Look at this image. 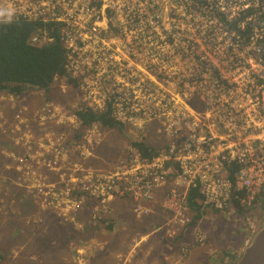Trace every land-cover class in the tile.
Wrapping results in <instances>:
<instances>
[{
  "label": "rangeland",
  "instance_id": "obj_1",
  "mask_svg": "<svg viewBox=\"0 0 264 264\" xmlns=\"http://www.w3.org/2000/svg\"><path fill=\"white\" fill-rule=\"evenodd\" d=\"M39 1L41 0H0V20H7L2 15L5 12L12 13L11 19L25 11L31 12V9L28 11L25 9V4L34 5ZM137 2L138 18H129L127 14L113 13L110 10L104 12V18L109 23L102 19V13L99 11L96 12L98 17L96 21H94L95 16L86 17L84 25H90L93 22L90 25L92 29L95 22H103L105 28L99 31L96 36L90 35L95 43L84 47L79 46L75 41L77 19H71V13L63 10L65 15H62V19L67 23L69 31L74 33V40L66 39L70 49L69 70L71 77L57 78L52 85V93L48 95L44 90L36 89L28 90L19 97L13 95L11 97L9 93L0 91L1 264H38L34 255L27 254L28 251L40 250L41 247L35 240L36 236L32 230L35 229L41 212L45 208L51 207L44 206V197L40 196L35 188L27 183L28 177L31 178L29 174L32 172L24 173L22 168H17L19 166L18 158L21 156L16 155L15 152L21 150L24 155H31V151L37 148L36 146L26 147L19 140L23 135L26 134L36 140L45 138V136L51 137L57 142L63 139L68 145L66 147L71 151L70 162L82 158V155L76 151L77 145L92 147L94 158L87 164L103 170L124 166L126 162L138 158L137 154L131 150L130 144L133 141L144 140L148 145L160 149L163 156L170 157L172 151H178L185 146L190 145L195 149L193 146L195 143L197 147H200L196 140L199 136H203L207 129L201 127L198 120L205 113L211 114L209 110L214 109L217 114L219 113L218 120L220 117V119L228 121L226 114H230L231 109L227 107L226 103L237 100L232 96V92L244 88L236 85L232 90L229 80L233 78V75H237L239 70L249 68L246 59L253 58L259 63L262 58L264 61V52L261 57L258 53L247 52L245 46H237L230 38L218 32L210 31L205 34V37L199 33H190L188 29L191 26L196 27L198 0H189L186 16L179 15L178 11L173 10L170 5H161L156 9L151 8L158 3L164 4V0H137ZM47 13H50L48 18L55 16L53 8H50ZM173 19L176 20L173 29L177 36V42L166 45L160 39L166 40L167 36L159 27L162 24L173 23ZM156 29L161 33L160 39L156 38L158 35ZM64 33L69 36L65 28ZM36 36L38 45L44 44L42 35L37 34ZM100 40L104 41L103 47L107 51L119 52L124 59L122 64L112 67L110 61L104 60L105 64L98 68V63L92 62L91 59L88 60ZM127 51L130 53L128 54ZM104 65L106 70H101ZM139 71H143L146 75L136 76L135 74ZM101 76L110 77L111 80L103 85V88L98 89L99 94L95 96L88 85H92ZM114 78H119L123 82L121 86L117 87L121 92L116 108L120 105L125 107L129 105V108L134 107L136 111V114L132 116V122L125 125L124 135L99 126H97L98 128L96 126L91 128L81 126L75 118L74 111L81 106H90L94 100L101 97H106L109 100L108 91L116 89L117 82ZM150 79L154 82H151ZM262 84L256 80L254 86ZM153 88L165 90V93L170 92L172 103L157 109V111L150 106L152 111L144 112L138 97L143 93H150ZM230 91L232 92L230 93ZM9 102H11V106ZM205 106H209V109H205ZM49 107L55 109L53 116L46 115ZM42 118H45V122L41 120ZM221 127V123H218L216 128L219 131ZM42 128L45 130L40 132ZM233 128L240 131V138L242 125L237 123L232 126ZM205 154L207 159L211 161L215 159L211 153L208 154L205 151ZM108 155L114 157L107 159ZM167 163L170 164L167 167L171 169L170 175H175L167 179V186L170 191L176 193L185 207L182 209L171 208L167 201L171 195L168 192H163L162 195L155 196L153 203H149L150 211L142 214L149 216L142 220L135 219V221L143 222L146 219H150L152 223L155 221L157 231L158 228L167 225L164 223L166 218V222H169L171 218L178 217V215L185 216L188 221L184 226H180L182 223L179 218L175 220L176 224L173 228H177V234L173 236L172 242L164 234L157 233L153 242L145 241V245L143 242L144 246H139L136 249L132 238L139 233H129L130 229L126 224L124 226L127 230L124 227L119 230L118 225L115 227V233L119 235L120 240L115 242L111 238V232L105 228L106 225L99 223L98 219L100 218L92 220L94 209L91 208L89 199H86L82 209L77 210L73 215L62 212L57 207L52 208L55 212L62 214L61 222L65 224L66 230L69 227L67 220H70L75 224L74 230L84 231L89 226L97 225L101 228L102 233L91 239L78 238L74 240L72 238L73 240L70 241L66 249L61 251L62 254H59V260L52 261L49 256L45 257L41 251L42 259H47L53 264H89L90 255L95 253L93 248L95 250L100 247L106 249L108 244H114L116 255L121 252L127 254L130 251L128 257H131L135 254L132 252L138 250L131 258L132 263L130 264H163L165 249L169 251L168 255L171 251L176 255L169 257L170 259L165 258L171 264H186V261H189L188 264H231L264 218V185L260 188H244L247 190V196L241 199L237 193L238 189L243 188L233 187L230 183V168L217 173L216 164L211 162V168L206 171V181L207 185L211 186H213V182L216 183L215 192H211L207 196V202H202L203 218L197 220L196 224H192L197 213L186 207V198L183 197L186 189L188 191L192 178L184 174L183 171H179L173 162H166V166ZM31 166L36 167L35 165ZM36 172L48 180V183L58 181L47 171L36 170ZM14 188L22 189L23 194L20 195ZM28 199L32 201L35 209L34 207L29 209L26 204ZM154 204H159L161 208L154 207ZM135 209L134 204L131 205L133 212ZM84 210H88L87 215L84 214ZM141 225L144 226L143 224L138 226ZM190 226L196 229L193 235L194 239L184 241L183 234L185 235ZM21 230L23 233L18 236L17 232ZM44 235L47 234L44 233ZM176 240L178 241L176 242ZM181 241L185 243L181 244ZM84 243L87 244L88 249H78ZM196 247L198 249L194 251ZM191 251V255L199 251L197 259L194 256L190 257L191 260L188 259ZM74 252L78 255L77 257L73 255ZM84 257H87L88 262ZM136 257L138 258L136 259ZM116 262L119 263V259L112 257L111 263L115 264ZM92 264H96V262L92 261Z\"/></svg>",
  "mask_w": 264,
  "mask_h": 264
},
{
  "label": "built area",
  "instance_id": "obj_2",
  "mask_svg": "<svg viewBox=\"0 0 264 264\" xmlns=\"http://www.w3.org/2000/svg\"><path fill=\"white\" fill-rule=\"evenodd\" d=\"M136 2L137 0H41L34 5L25 4V9L27 11L31 9V12L27 13L25 11L15 18L24 16L31 20L42 19L61 23L63 41L68 50L66 69L71 74L69 70L70 49L66 39L72 40L74 33L69 31V27L66 26L67 23L62 19V15H65L63 10L71 13V19H77V37L74 38L79 46L84 47L93 45L95 40L91 36H96L99 31L105 28L103 22H95L92 29L90 25L93 22L90 25H84L86 17L95 16L94 21H96L98 19L96 12L99 11L102 13V19L109 23L104 18V12L110 10L113 13L127 14L129 18H138L139 11ZM188 2L189 0H164V4L158 3L151 8L156 9L161 7V5H170L173 10L178 11L179 15L186 16L188 13ZM50 8H53L55 13L52 18H48L50 13L47 12ZM191 18L190 16V20ZM172 21L173 23L162 24L159 27L166 34V40L160 39L161 33L156 29V32H158L156 38L166 45L177 42V36L174 34L173 29V24L176 23V20L173 19ZM195 21L196 27L191 26L188 29L190 33H199L202 37H205L206 33L215 31L230 38L237 46H245L247 52L258 53L260 57L264 52V0H198V12ZM150 22L153 23V21ZM235 23H237V29L234 25ZM185 27L187 28L186 25ZM64 28L68 31L69 36L67 33L65 35ZM38 34L42 35L44 44L38 45V37L36 35L31 39L32 44L43 46L51 41L46 32H39ZM103 42L100 40L96 50L88 60L91 59L92 62L98 63V68L105 64L104 60L110 61L112 67L122 64L124 59L119 52L107 51L103 47ZM200 42L202 43V41ZM127 52L128 54L130 53V51ZM246 64L249 67L247 70H239L237 75H233V78L229 80L232 90L235 89L234 86L236 85L244 88L234 92L230 91L237 100L233 102L227 101L226 103L228 104L227 107L231 109L230 114H226L228 121L220 119V117L218 120L219 113L217 114L214 109L209 110L211 114L205 113L199 118L200 126L207 129L204 135L199 136L198 140H196L200 147H197L194 143L195 149L188 145L178 151H172L170 157L167 155L163 156L162 151L159 149L161 155L150 163L142 160L135 149H131L137 154L138 158L126 162L124 166L103 170L87 164L89 160L94 158V149L92 147L77 145L76 151L82 155V158L78 161L70 162L71 151L66 147L68 145L65 144L63 139L57 142L53 138L45 136V138L36 140L25 134L19 140L28 148L37 147L31 151V155H28V158L34 164L22 166V161L18 160L19 166L17 168H22L25 171L24 173L32 172L29 174L31 178L28 177L27 183L35 188L40 196L44 197V206L57 207L62 212L73 214L77 210H81L86 203L84 201L89 199L90 204H93L92 219L94 220L104 217L110 211L112 201L118 199V197L124 198L128 196V198L132 199L136 207L137 218H141L144 216L142 214L148 213L150 211L148 204L154 200L155 196L158 194L162 195L163 192H168L171 195V198L167 200L171 208H184L185 206L181 199L174 191H170L169 186H167V179L175 175H170L171 169L167 168L170 164L167 163L166 166V162H173L179 171H183L184 174L192 178L188 191L186 189V193L183 196L186 198L187 208H189L187 206V194L192 188L200 186V192L205 197L204 201H206L207 196L211 192H215L216 183L213 182V186H211L207 185L206 181V171L211 168V162L216 164L217 173L230 168V183L233 187L243 188L238 189V193L247 191L244 188H260L264 185V61L261 58L258 63L253 58H248L246 59ZM101 70H106V66L104 65ZM135 75L146 74L143 71H139ZM114 79L117 82L115 85L116 89L108 91L109 100L106 97H101L94 100L90 106H81L79 109L88 107L94 111H105L111 104L116 119L122 122L123 125H127L132 122V116L136 114V111L134 107L129 108V105L126 107L120 105L116 108L121 92L117 87L121 86L123 82L119 78ZM110 80V77L101 76L92 85H88L89 89L96 96L99 94L98 89L103 88V85H106ZM256 80L263 84L255 87L254 83ZM143 81L145 82V80ZM150 81L154 82L152 79ZM146 90L148 92V89ZM165 92V90L153 88L150 93L141 94L138 97L141 101V109L144 112H150L152 111L150 106H152L153 110L157 111V109L171 104V93ZM174 107L176 108V106ZM205 107V109H209V106ZM54 112L55 109L49 107L46 115L53 116ZM75 118L78 120L76 116ZM41 120L45 122V118ZM78 122L81 124L79 120ZM218 123H221L222 126L219 131L216 128ZM237 123L242 125L240 138V131L235 128L232 129V126ZM93 126L102 128L101 125ZM232 142L234 143L232 144ZM205 151L215 156V159L212 161L207 159ZM31 165L36 167L33 168ZM236 167L237 172L233 181L231 174ZM38 168L45 169L55 176L58 181H50L48 183V180L36 172V170H39ZM77 193L83 194L77 196L75 195ZM95 201H98L96 206H94ZM175 218L176 220L177 218L180 219L182 226L188 221L183 215H178Z\"/></svg>",
  "mask_w": 264,
  "mask_h": 264
},
{
  "label": "trees",
  "instance_id": "obj_3",
  "mask_svg": "<svg viewBox=\"0 0 264 264\" xmlns=\"http://www.w3.org/2000/svg\"><path fill=\"white\" fill-rule=\"evenodd\" d=\"M234 25L236 27L237 23ZM61 30V23L49 22L42 19L31 20L24 16L14 18L11 21L0 20L1 92H7L15 97H19L28 90L34 88L37 90H44L46 95H48L52 93V85L54 84L56 78L71 77L66 69L68 50L64 44ZM39 32H46L51 41L43 46H36L32 44L31 39ZM70 81L72 82L71 79ZM74 115L78 118L83 127L101 125L102 128L109 129L111 131L117 132L118 134L124 135L126 127L114 116V110L111 108V104H109L107 110L105 111H94L92 108L82 107L81 109L76 110ZM44 130L45 129L42 128L40 132H43ZM130 146L131 149H135L137 151L139 157L142 160L149 163L161 155L159 149L149 146L144 140L133 141L131 142ZM15 153L16 155L21 156L18 159L22 161V166L25 164H34V162L28 158V155H24L21 150H17ZM112 157L114 156L108 155L107 159H112ZM38 169L46 171L45 169ZM236 172L237 167L231 174L233 181ZM14 189L15 191H18L20 195L23 194L22 189ZM82 194L83 193H77L75 195L80 196ZM238 195L241 199H244L247 196V193L246 191H242L238 193ZM127 198L128 196L124 198L118 197V199ZM118 199H116V201ZM204 199V195L200 192V186L192 188L188 193L187 206L197 213L195 216V221H193L192 224H196L197 220L203 218L204 213L202 212L203 207L200 203V200L202 201ZM116 201L112 203L114 209ZM26 204H28L29 209H32L33 207L35 209V206L30 199L27 200ZM97 204L98 201H95L94 206ZM92 205L93 204H90L91 208ZM112 206L110 205L111 211L113 209ZM87 209L89 208L87 207ZM114 209L113 212H115ZM122 213L123 214H117L121 216L119 221H117L116 217L113 219H99V223L106 225L105 228L111 232V238L115 242L120 241L119 235L115 233V227H117V225L121 226L120 224H126L130 229L128 232L134 234H145L148 233L149 226L153 229L156 227L154 224L156 222L154 221L152 223L150 219H146L143 222L135 221V219H137V214L131 210V206L128 209H124ZM84 214L87 215L88 210H84ZM61 216L62 214L58 213L57 211L55 212L52 207H47L41 212V215L38 219L39 221L35 224V229L32 230V233H34L36 236L35 240L40 244L41 247L40 250H32V252L30 250L27 254L32 256L34 255L38 261V264H53L47 259H42L43 255H40L41 251H43L45 257L49 256L52 261L59 260V254H62L61 251L66 249L71 240H76L78 238L91 239L92 237L98 236L100 233H102L101 228L97 225H93L91 227L89 226L84 231L74 230L73 227H75V224L70 220H67L69 227L66 230L65 224L61 222V219L63 220V217ZM139 224H143L144 226H138ZM22 233L23 230L17 232L18 236ZM44 233L47 235H44ZM14 238H17V236H14ZM178 240H176V242ZM79 248L85 250L88 249L86 243H84L83 246H79L78 249ZM109 249L112 251L108 253ZM115 249L116 247L114 244H110L106 249L103 248L104 253H99L97 252V249H94L95 253L90 255L91 259L89 258V264L90 261H95L100 258L108 257L109 259V255L111 253L113 254ZM73 255L76 257L78 256L76 252H74ZM84 258H86L85 261L88 262L87 257ZM123 258L121 264H126ZM109 264L112 263L110 262Z\"/></svg>",
  "mask_w": 264,
  "mask_h": 264
},
{
  "label": "crops",
  "instance_id": "obj_4",
  "mask_svg": "<svg viewBox=\"0 0 264 264\" xmlns=\"http://www.w3.org/2000/svg\"><path fill=\"white\" fill-rule=\"evenodd\" d=\"M59 78V77H58ZM57 79V78H56ZM31 90H36V89H31ZM10 96H11V94H10ZM12 97V96H11ZM9 104H10V106H11V102H9ZM40 120V119H39ZM15 123H16V120L14 121ZM41 124H43V123H41ZM116 200V199H115ZM114 200V201H115ZM114 201H112V203L114 202ZM132 205V202L130 201V200H128V199H118L117 201H116V203H115V214H114V212H113V209H114V207H113V209H112V211L110 210L108 213H106L105 215H104V218L105 219H113L114 217H116V219H117V221H119V218L121 217L120 215H117V214H123L122 213V211H123V209H128L130 206ZM156 206H158V204H154V207H156ZM110 213H111V215H110ZM176 218L175 217H173V218H171V220L169 221V222H166L167 221V218H166V221L164 220V223L165 224H167L166 225V228L164 229V235L169 239V241L170 242H172L173 241V239H174V237L173 236H175V234H177V228H173V226L176 224ZM121 226H119V230H121V228L122 227H124V228H126L123 224H120ZM170 225V226H169ZM169 227V228H168ZM126 230H127V228H126ZM194 231L196 232V229L195 228H187V230H186V233H185V235L183 234V239H184V241H186V239H194V237H193V235H194ZM157 232H162V231H156L155 230V228L153 229L152 227H150L149 226V230H148V233H145V234H143L142 235V233H139V234H141L140 236H139V238H137L136 240H135V242H134V244L136 245L135 246V248L136 249H138V247L139 246H143V242H145V241H148V240H151V242H153L154 241V239H155V236H156V234H157ZM144 237V238H143ZM185 242H183V241H181V244H184ZM196 243V242H195ZM195 243H193V244H195ZM145 244V243H144ZM110 244H108V246H109ZM108 248V247H107ZM154 249V248H153ZM198 249V247H196V248H194V251L195 250H197ZM94 250V249H93ZM140 250V249H139ZM95 251V250H94ZM110 251H112L111 249H109L108 250V253L110 252ZM137 251L138 250H136L135 252L133 251L132 252V254L133 253H137ZM165 251V258H169V257H173L174 255H175V253L174 252H170L169 253V255H168V250L167 249H165L164 250ZM193 251V250H192ZM192 251L190 252V255L188 256L189 258L188 259H190V257L191 256H194L195 257V259H197L198 258V254H199V251H197V252H195V253H193V255H191V253H192ZM97 252H99V253H104L103 252V248L102 247H100L99 249H97ZM114 252V251H113ZM118 252V251H117ZM120 253V252H119ZM129 254H130V251L127 253V254H117L116 255V252H114L113 254L111 253L110 255H109V259H108V257L107 258H100V259H97V260H95V262H96V264H109L111 261H112V257H115V258H118L119 259V263L118 262H116L115 264H121V261H122V258L123 257H125V258H123L124 259V261H125V263L126 262H132V260H131V258H133L134 257V255H131V257H128L129 256ZM176 256V255H175ZM148 257V256H147ZM138 257H136V259H137ZM164 258V260H163V264H171V262H168V260L167 259H165ZM170 259V258H169ZM178 259V258H177ZM187 259V260H188ZM110 260V261H109ZM191 260V259H190ZM94 261V260H93ZM166 261V262H165ZM178 261H179V259H178ZM92 261H90V264H92L91 263ZM189 263V261H186V264H188Z\"/></svg>",
  "mask_w": 264,
  "mask_h": 264
},
{
  "label": "water",
  "instance_id": "obj_5",
  "mask_svg": "<svg viewBox=\"0 0 264 264\" xmlns=\"http://www.w3.org/2000/svg\"><path fill=\"white\" fill-rule=\"evenodd\" d=\"M231 264H264V218Z\"/></svg>",
  "mask_w": 264,
  "mask_h": 264
},
{
  "label": "clouds",
  "instance_id": "obj_6",
  "mask_svg": "<svg viewBox=\"0 0 264 264\" xmlns=\"http://www.w3.org/2000/svg\"><path fill=\"white\" fill-rule=\"evenodd\" d=\"M2 15H4L6 18H7V20L8 21H11L12 19V13L9 11V12H5V13H3ZM15 18V17H14ZM13 18V19H14ZM150 146V145H149ZM189 193V192H188ZM187 196H188V194H187ZM128 200H130L131 202H132V205L134 204L133 203V201H132V199L131 198H127ZM155 201V197H154V200L151 202V203H153ZM202 202H204V200H200V203H201V205H203V203ZM134 206H135V204H134ZM148 206H149V204H148ZM157 207H159V208H161L160 206H159V204H158V206ZM202 210H203V208H202ZM204 213V212H203ZM149 215H147V216H142L141 218H137V219H145V218H147ZM100 219H105L104 217H102V218H100ZM94 220V219H93ZM98 221H99V219H98ZM180 226H182L181 224H180ZM166 227V226H165ZM165 227H163V228H159V229H157V231H162V232H157V233H161V234H164V229H165ZM189 228H194L193 226H190ZM155 230H156V228H155ZM141 234H138L137 236H134L133 238H132V243L134 244V242H135V240L140 236ZM146 242H148V241H146ZM146 242H145V244H146ZM132 244V245H133ZM144 244V245H145ZM143 245V246H144ZM121 253H123V252H121ZM130 263H132V262H126V264H130Z\"/></svg>",
  "mask_w": 264,
  "mask_h": 264
},
{
  "label": "bare ground",
  "instance_id": "obj_7",
  "mask_svg": "<svg viewBox=\"0 0 264 264\" xmlns=\"http://www.w3.org/2000/svg\"><path fill=\"white\" fill-rule=\"evenodd\" d=\"M179 191H180V190H179ZM13 198H14V197H13ZM167 198H168V197H167ZM167 198H166V199H167ZM206 202H207V201H206ZM110 215H111V213H110ZM169 226H170V225H169ZM165 228H166V227H165ZM168 228H169V227H168ZM142 235H143V234H142ZM143 238H144V237H143ZM233 244H234V243H233ZM235 244H236V243H235ZM236 245H237V244H236ZM89 246H90V245H89ZM145 248H146V247H145ZM224 263H225V262H224Z\"/></svg>",
  "mask_w": 264,
  "mask_h": 264
}]
</instances>
